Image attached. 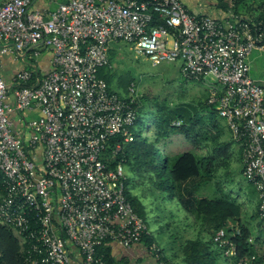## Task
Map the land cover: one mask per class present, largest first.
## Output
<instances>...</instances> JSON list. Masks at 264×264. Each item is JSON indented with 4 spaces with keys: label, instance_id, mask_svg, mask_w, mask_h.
<instances>
[{
    "label": "built area",
    "instance_id": "obj_1",
    "mask_svg": "<svg viewBox=\"0 0 264 264\" xmlns=\"http://www.w3.org/2000/svg\"><path fill=\"white\" fill-rule=\"evenodd\" d=\"M36 1L0 2V56L23 65L9 83L0 73V223L28 244L24 264H107L101 247L128 250L149 235L126 196L124 163L103 160L112 138L134 141L142 98L134 83L122 97L100 77L115 43L154 66L180 63L186 79L204 84L241 150L264 220V87L250 60L264 55V10L236 15L240 0H225L232 17L224 23L192 14L182 0H66L44 12L32 10ZM43 49L53 55L48 72ZM33 111L38 119L24 116ZM121 150L118 142L112 154ZM214 242L235 255L226 230ZM149 254L158 263L161 248L153 243Z\"/></svg>",
    "mask_w": 264,
    "mask_h": 264
},
{
    "label": "trees",
    "instance_id": "obj_2",
    "mask_svg": "<svg viewBox=\"0 0 264 264\" xmlns=\"http://www.w3.org/2000/svg\"><path fill=\"white\" fill-rule=\"evenodd\" d=\"M250 1L255 3L259 1L260 3L258 2L259 5L256 10L249 8L247 10L248 14L253 16L254 12H263L264 0H240L234 8L235 14L239 15L240 7H247ZM219 2L229 7L225 0H219ZM109 56L112 62L115 58L112 50H110ZM100 77L106 80L110 92L117 93L112 89L115 84V77L110 69H102ZM117 94L120 95V93ZM208 96L209 94L207 93L206 100L198 108L210 107L211 113L216 115L218 113L215 107L208 104ZM147 99V96H145L140 100L137 122L135 127L132 128L134 141L126 143L121 137L112 138L109 142L108 152L104 155L103 160L106 164H109L110 168H115L122 161L124 166H128L132 173L137 174L138 177H145L153 188L164 193V198L174 200L186 213L187 223L183 228L181 226L178 228L183 233L177 232L173 235V237L181 241L179 250L172 253L170 259H167L166 254L161 250V259L157 264H239L241 259L251 258L252 256H257L258 261L250 264L262 263L264 243L260 238L250 242L252 238L251 230L241 222L242 206L232 195V192L222 197L209 199L200 198L187 190H185V193L181 189L179 190L180 186L187 184L191 180L199 179L200 182H203L205 179L207 182L213 177L220 176L224 167L222 161H224L225 148H216L213 164H209L206 159L190 152L176 157L165 156L163 163L159 164L156 145L163 139L177 133H184L190 138V128H186L183 124L176 126L175 123L178 120L186 121L188 117L190 122H193L194 118L198 120L200 118L199 109H196L194 114L191 113V110L183 108L174 112L167 111L165 106L158 104H154V106L150 104V107ZM149 108H154L151 111L153 113L151 127H148L149 132L153 133L154 142H151L149 137H144L136 131L140 116ZM118 142L122 143V150L114 156L112 151ZM209 165L212 168H209ZM136 179L127 178L126 196L134 210L144 220L142 216V211L145 209L144 204L133 192V188L136 186ZM1 188L2 176L0 175V193ZM193 221L196 227V235L184 238L185 234L193 226L191 224ZM221 229L226 230L227 237L236 247L235 255L233 256H225L224 250L217 247L214 242V235ZM143 241L147 243L148 247L155 243L161 248L160 243L150 234L145 236ZM27 247L28 244L22 242L20 235L13 228L0 223L2 264H24V254ZM110 251L109 245H104L99 249V253L104 255L107 264H114Z\"/></svg>",
    "mask_w": 264,
    "mask_h": 264
},
{
    "label": "rangeland",
    "instance_id": "obj_3",
    "mask_svg": "<svg viewBox=\"0 0 264 264\" xmlns=\"http://www.w3.org/2000/svg\"><path fill=\"white\" fill-rule=\"evenodd\" d=\"M110 50H112L115 57L111 62L112 67L110 68L112 75L115 77V84L112 89L120 93L122 97H128V87L131 83H134L142 98L147 96L149 105L158 104L165 106L167 111L174 112L181 108L196 110L206 100L208 91L205 90L204 85L201 82L186 79L181 74L180 63H162L154 66L150 61L138 56L131 45L125 43L111 44ZM255 56L256 53L254 52L253 58ZM251 77L261 80L260 85L264 87V57L251 62ZM152 109L154 108H149L140 116L136 131L144 137H149L150 141L154 142L153 136L149 135L152 132H149L148 129V127H151ZM177 136L179 135H173L171 139L165 140L164 144L159 142L156 145L159 164L163 163L166 152L175 157L174 153L179 146L177 144L178 141H176ZM124 170L128 179L140 177L135 181V195L144 204L145 209L142 211V216L150 235L160 243L162 251L166 254L167 259H170L172 253L179 250L181 241L177 240L173 235L177 232L183 233L178 228L179 226L183 228L187 223L186 213L174 200L164 198V193L153 188L145 177H138L137 174L129 170L128 166H125ZM239 170V163L234 160L231 164V169L228 170L231 174V177L228 178L235 183L234 187L237 186ZM224 172L222 170L220 181L223 179ZM241 180L243 181V179ZM232 194H234V191ZM214 197L220 196H207L209 199H214ZM255 223L256 221H249L247 226L255 237L260 238L261 235L258 234ZM191 224L193 226L188 230L184 238L196 235L194 221Z\"/></svg>",
    "mask_w": 264,
    "mask_h": 264
},
{
    "label": "crops",
    "instance_id": "obj_4",
    "mask_svg": "<svg viewBox=\"0 0 264 264\" xmlns=\"http://www.w3.org/2000/svg\"><path fill=\"white\" fill-rule=\"evenodd\" d=\"M1 1L2 0H0V2ZM65 1L66 0H37L32 6V10L41 12H44L45 10L51 11L54 10L59 3ZM182 2L186 5L188 10L192 14L200 16H210L224 23L231 21L232 16L229 12V7L220 3L219 0H182ZM258 2L255 3L254 1H250L248 2L247 7H240L239 15L250 17L251 15L247 13V10L249 8L256 10L260 3ZM257 13L258 12H254L253 16H256ZM255 53L256 56L254 58V53L251 56V62L255 59H260L264 57V55L260 54L259 52ZM52 56L53 55L49 50H42L39 58V63L43 72H48L50 70ZM22 67L23 65L19 62V60L15 59L13 56H0V73L8 83L11 81L12 77L17 72H19L20 69H22ZM254 80L257 83L261 84V80ZM195 111L196 110H191V113L194 114ZM199 111L200 118H198V120L197 118H194V121L190 122V118L188 117L186 118V121H177L185 125L186 128H190L189 134L191 135V137L189 138L184 133H177L179 136H177L178 138H176V141H178L177 144H179V146L175 151L174 156L176 157L183 153L190 152L201 158L206 159L209 164H213L215 161L216 148H225L226 152H224L223 155L224 161H222L224 164L222 170L225 171L222 179L223 182L220 181V176L213 177L207 182L205 181V179L203 182H200L199 179H194L189 181L187 184L180 186L179 190L181 189L184 193L185 190H187L191 193L196 194L198 197L203 196L205 198L210 195L222 197L226 193L234 191V194L232 195L242 206L241 222L247 226L249 224V221H256L255 224L258 234L261 235L260 239L264 243V220H260L258 217V192L256 188L253 185L249 184L243 177V163L241 150L239 146L233 141L227 123L222 118H220L218 114L213 115L211 113L210 107L207 106L200 107ZM24 116L27 118L38 119L40 117V114L37 111H33L26 112ZM12 118H15V116L13 115ZM149 135L153 136V133H150ZM173 135H170L169 137L163 139L161 142L164 144V141L167 139H171ZM165 156L173 157L169 155L168 152L165 153ZM234 160L239 163L240 169L238 181L236 182V187L233 186L235 185V183H233L229 179L231 177V174L228 171L231 169V164ZM209 168L212 167H210L209 165ZM241 179H243L244 182ZM223 191L226 193H224ZM133 192L134 194H136L135 186L133 188ZM215 198L217 197H214V199ZM17 234L19 235V233ZM251 239L253 241H256L257 239H259V237H255L252 234ZM109 247L111 250L110 256L114 264H157L156 258L149 254V247L144 241L140 244L133 246L131 249L128 250L122 248L117 244H110Z\"/></svg>",
    "mask_w": 264,
    "mask_h": 264
}]
</instances>
